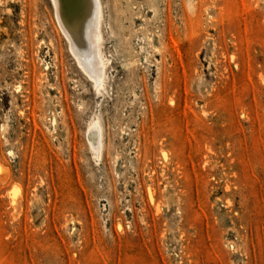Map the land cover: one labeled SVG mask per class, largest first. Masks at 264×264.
<instances>
[{
	"label": "rangeland",
	"instance_id": "374dc122",
	"mask_svg": "<svg viewBox=\"0 0 264 264\" xmlns=\"http://www.w3.org/2000/svg\"><path fill=\"white\" fill-rule=\"evenodd\" d=\"M101 3L97 91L0 0V264H264V0Z\"/></svg>",
	"mask_w": 264,
	"mask_h": 264
},
{
	"label": "bare ground",
	"instance_id": "6f19581e",
	"mask_svg": "<svg viewBox=\"0 0 264 264\" xmlns=\"http://www.w3.org/2000/svg\"><path fill=\"white\" fill-rule=\"evenodd\" d=\"M53 8L58 27L64 36L69 52L74 57L81 71L90 79L97 91L104 88L107 61L103 52V9L101 0H48ZM20 89V88H19ZM92 129L97 133L94 139L96 148L101 150L102 134L99 122L92 123ZM93 147V144L91 145ZM1 179L7 180L5 166L0 164ZM16 199L18 194H13Z\"/></svg>",
	"mask_w": 264,
	"mask_h": 264
}]
</instances>
